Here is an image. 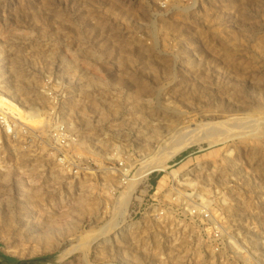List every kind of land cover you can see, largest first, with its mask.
<instances>
[{
	"label": "rangeland",
	"instance_id": "1",
	"mask_svg": "<svg viewBox=\"0 0 264 264\" xmlns=\"http://www.w3.org/2000/svg\"><path fill=\"white\" fill-rule=\"evenodd\" d=\"M0 64L3 255L264 264V0H0Z\"/></svg>",
	"mask_w": 264,
	"mask_h": 264
},
{
	"label": "built area",
	"instance_id": "2",
	"mask_svg": "<svg viewBox=\"0 0 264 264\" xmlns=\"http://www.w3.org/2000/svg\"><path fill=\"white\" fill-rule=\"evenodd\" d=\"M24 112L25 109H21L14 104L10 95L8 97L0 93V141L1 138L11 139V137H16L20 133V126L26 124L28 117L26 112L25 114ZM23 117L25 119H22Z\"/></svg>",
	"mask_w": 264,
	"mask_h": 264
},
{
	"label": "water",
	"instance_id": "3",
	"mask_svg": "<svg viewBox=\"0 0 264 264\" xmlns=\"http://www.w3.org/2000/svg\"><path fill=\"white\" fill-rule=\"evenodd\" d=\"M48 262L43 259H36L29 262H22L14 258L6 257L5 255H3V253L0 252V264H46Z\"/></svg>",
	"mask_w": 264,
	"mask_h": 264
},
{
	"label": "bare ground",
	"instance_id": "4",
	"mask_svg": "<svg viewBox=\"0 0 264 264\" xmlns=\"http://www.w3.org/2000/svg\"><path fill=\"white\" fill-rule=\"evenodd\" d=\"M1 59H2V58H1ZM3 63H4V62H3ZM0 65H1V64H0ZM4 72H5V71H4ZM22 80H23V79H22ZM31 114H32V113H31ZM34 115L36 116V114H34ZM34 115H32V116L34 117ZM30 117H31V116H30ZM36 119H38V118H36ZM34 120H35V119H34ZM28 121H29V120H28ZM28 121H27V122H28ZM30 121H31V120H30ZM35 121H36V120H35ZM44 123H45V122H44ZM39 124H42V123H39ZM37 126H38V125H37ZM182 147H183V146H182ZM180 148H181V147H177V148L174 149L171 153H173V155L176 154L177 151L180 150ZM171 153H170V154H171ZM170 154H168V155H170ZM165 158H166V157H165ZM168 158H170V156H169ZM165 160H166V159H165ZM155 162H156V161H155ZM161 163H162V162H161ZM160 166H161V164H159V166H158L157 164H155V165L153 166L154 168L152 167V168H150V169H148V170H149V171H152V169H155L156 167H157V168H160ZM163 166H164V165H163ZM163 166H161V167L163 168ZM162 168H160V169H162ZM148 170H147V172H149Z\"/></svg>",
	"mask_w": 264,
	"mask_h": 264
}]
</instances>
